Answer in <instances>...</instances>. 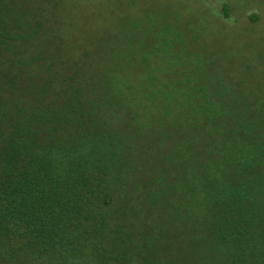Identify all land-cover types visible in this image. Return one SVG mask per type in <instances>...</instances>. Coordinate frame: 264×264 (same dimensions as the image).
Instances as JSON below:
<instances>
[{"label":"trees","instance_id":"trees-1","mask_svg":"<svg viewBox=\"0 0 264 264\" xmlns=\"http://www.w3.org/2000/svg\"><path fill=\"white\" fill-rule=\"evenodd\" d=\"M54 9L0 0V262L264 264L252 101L226 106L176 77L158 30L148 47L130 29L129 59L115 51L90 74L64 52ZM164 48L172 60L155 58Z\"/></svg>","mask_w":264,"mask_h":264},{"label":"rangeland","instance_id":"rangeland-1","mask_svg":"<svg viewBox=\"0 0 264 264\" xmlns=\"http://www.w3.org/2000/svg\"><path fill=\"white\" fill-rule=\"evenodd\" d=\"M56 7L64 52L70 60L87 62L90 74L103 72L115 51L121 50L120 57L129 59L125 42L132 30V35L135 29L139 34L147 32L148 47L156 42V30L161 31L165 38L161 43L172 46L179 57L175 76L191 77L193 86H208L226 106L230 96H245L252 101L256 132L264 137V0H56ZM55 13L54 9L51 15L57 20ZM136 40L140 47L147 45L141 38ZM172 48L158 51L155 58L172 60ZM138 61L129 65L127 60V75L142 73V60ZM221 87H228L230 93L222 94ZM232 100L236 106L241 104L237 98ZM154 107L158 113L160 107ZM173 108L179 110V101Z\"/></svg>","mask_w":264,"mask_h":264}]
</instances>
